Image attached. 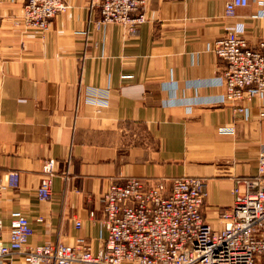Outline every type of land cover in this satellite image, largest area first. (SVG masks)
Segmentation results:
<instances>
[{
  "label": "crops",
  "instance_id": "crops-1",
  "mask_svg": "<svg viewBox=\"0 0 264 264\" xmlns=\"http://www.w3.org/2000/svg\"><path fill=\"white\" fill-rule=\"evenodd\" d=\"M25 1L0 0V174H19L17 189L0 191V252L13 213L32 229L23 253L56 242L101 250L99 195L129 177L204 178L202 213L219 229L221 209L255 190L264 98L221 102L223 64L212 46L234 26L256 47L264 27L256 0L230 19L228 0H147L135 33L100 25L88 0H65L44 32L25 28ZM47 159L58 164L45 201L36 189ZM23 253L12 263L27 264Z\"/></svg>",
  "mask_w": 264,
  "mask_h": 264
},
{
  "label": "built area",
  "instance_id": "built-area-1",
  "mask_svg": "<svg viewBox=\"0 0 264 264\" xmlns=\"http://www.w3.org/2000/svg\"><path fill=\"white\" fill-rule=\"evenodd\" d=\"M147 0H88L89 8H98L100 25L116 24L135 33L145 22L141 12ZM249 0H228L223 15L235 17L238 8ZM257 16L264 21V1L256 0ZM65 0H26L22 23L25 28L44 31L49 20L67 10ZM213 54L223 64L218 81L223 88L221 102L250 103L264 98V27L256 47L250 46L241 28L228 26L214 41ZM242 112L243 109L239 108ZM231 133V129H220ZM54 159L41 167L36 189L39 200L51 197ZM255 190L236 195L219 212V229L204 219L206 180L184 176L171 179L142 180L129 177L110 181L100 193L103 224L107 235L104 246L92 252L86 246L47 244L42 252H22L32 235L29 221L13 213L8 224V249L0 252V264H13L11 258L23 253L27 264H264V152L256 160ZM19 186L17 171L0 174V191ZM93 217V213L90 215ZM75 228L81 223L76 221ZM82 243V240L78 241Z\"/></svg>",
  "mask_w": 264,
  "mask_h": 264
},
{
  "label": "rangeland",
  "instance_id": "rangeland-1",
  "mask_svg": "<svg viewBox=\"0 0 264 264\" xmlns=\"http://www.w3.org/2000/svg\"><path fill=\"white\" fill-rule=\"evenodd\" d=\"M141 12L142 13H144V11H143V9L141 10ZM22 13H23V11H22ZM21 20H22V16H21ZM23 24V23H22ZM143 24V23H142ZM141 26V25H140ZM47 28H48V26H47ZM47 30V29H46ZM46 30H44V31H46ZM39 31H41V30H39ZM44 31H41V32H44Z\"/></svg>",
  "mask_w": 264,
  "mask_h": 264
}]
</instances>
